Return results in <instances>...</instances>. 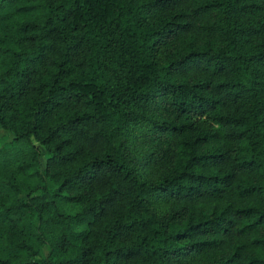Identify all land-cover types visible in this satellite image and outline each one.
<instances>
[{"label": "trees", "instance_id": "obj_1", "mask_svg": "<svg viewBox=\"0 0 264 264\" xmlns=\"http://www.w3.org/2000/svg\"><path fill=\"white\" fill-rule=\"evenodd\" d=\"M0 264H264V0H0Z\"/></svg>", "mask_w": 264, "mask_h": 264}, {"label": "rangeland", "instance_id": "obj_2", "mask_svg": "<svg viewBox=\"0 0 264 264\" xmlns=\"http://www.w3.org/2000/svg\"><path fill=\"white\" fill-rule=\"evenodd\" d=\"M2 134L4 135L5 137V141H9L12 139V135L11 134H7L5 132H3L1 130ZM168 140V139H166ZM45 160V158H44ZM166 162L164 163H160V162H154L152 167L149 169L148 171V177L151 178V179H158V178H161L165 172H166Z\"/></svg>", "mask_w": 264, "mask_h": 264}]
</instances>
